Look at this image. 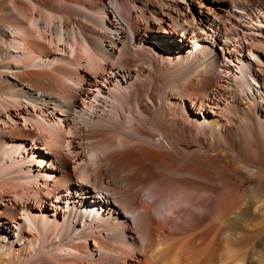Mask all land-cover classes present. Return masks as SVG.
<instances>
[{
	"label": "bare ground",
	"instance_id": "1",
	"mask_svg": "<svg viewBox=\"0 0 264 264\" xmlns=\"http://www.w3.org/2000/svg\"><path fill=\"white\" fill-rule=\"evenodd\" d=\"M261 228L264 0H0V264H264Z\"/></svg>",
	"mask_w": 264,
	"mask_h": 264
},
{
	"label": "rangeland",
	"instance_id": "2",
	"mask_svg": "<svg viewBox=\"0 0 264 264\" xmlns=\"http://www.w3.org/2000/svg\"><path fill=\"white\" fill-rule=\"evenodd\" d=\"M199 9V8H198ZM66 52H57L58 53V55H65V56H67V54H68V56L69 57H67V58H71L72 56H71V54H73L74 53V51H72L71 50V52H70V50H69V47L67 48L66 47ZM172 52V51H171ZM57 55V54H56ZM71 59H73V58H71ZM246 179H248V180H246ZM254 182H255V180L254 179H252V178H245V180H243V185L241 186V187H243V188H247V187H249V186H251L252 184H254ZM254 207V205H250V208L252 209ZM252 211V210H251ZM253 212V211H252ZM261 226H259V228H260ZM264 228H261V231L263 230ZM262 232H264V230L262 231ZM255 238V234L254 233H252V234H249L248 236H244L243 238H241V240H243V241H246V242H248L249 240H252V239H254ZM248 240V241H247ZM259 240V241H258ZM250 242V241H249ZM252 242H254L255 243V245H254V250L256 251V250H260L261 248H263L264 246V236H261V237H259V238H255ZM261 242H263V243H261Z\"/></svg>",
	"mask_w": 264,
	"mask_h": 264
}]
</instances>
